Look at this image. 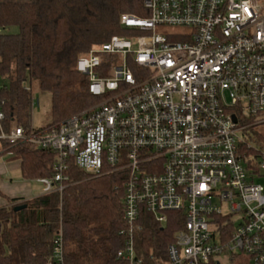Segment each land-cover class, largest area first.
I'll list each match as a JSON object with an SVG mask.
<instances>
[{
	"label": "built area",
	"instance_id": "built-area-1",
	"mask_svg": "<svg viewBox=\"0 0 264 264\" xmlns=\"http://www.w3.org/2000/svg\"><path fill=\"white\" fill-rule=\"evenodd\" d=\"M144 3L147 17H121L139 32L77 60L97 103L59 124L7 132L0 99V142L55 153L54 175L38 179L43 193L63 189L71 160L93 175L125 172L117 257L129 264L241 255L264 264V0ZM145 212L178 226L166 257L138 247ZM53 258L63 262L62 236Z\"/></svg>",
	"mask_w": 264,
	"mask_h": 264
},
{
	"label": "trees",
	"instance_id": "trees-1",
	"mask_svg": "<svg viewBox=\"0 0 264 264\" xmlns=\"http://www.w3.org/2000/svg\"><path fill=\"white\" fill-rule=\"evenodd\" d=\"M123 14L147 17L149 10L144 0H0V99L5 130L23 126L30 131L34 84L51 93L54 120L48 125L97 103L99 98L89 92L88 78L76 63L114 35L139 32L121 24ZM2 154L20 162L26 180L55 173L56 157L50 149L3 140ZM65 175L62 190L32 198L4 195L0 264H129L117 257L125 242V172L93 175L71 160ZM20 205L25 207L16 210ZM142 221L138 247L146 256L161 249L166 257L177 224L171 221L163 227L147 212ZM58 236L63 238L62 263L53 258ZM144 264H149L148 259ZM231 264H249V258L241 255Z\"/></svg>",
	"mask_w": 264,
	"mask_h": 264
},
{
	"label": "rangeland",
	"instance_id": "rangeland-1",
	"mask_svg": "<svg viewBox=\"0 0 264 264\" xmlns=\"http://www.w3.org/2000/svg\"><path fill=\"white\" fill-rule=\"evenodd\" d=\"M32 126L33 127H42L48 125L54 120L52 112V96L50 92H43L40 90L37 84H34L32 87ZM8 154L0 155V164H5L6 168L8 167L9 161H12ZM6 184L15 185L19 182H24V179L21 176L20 170L17 168L8 171L0 178ZM261 184L264 185V178L258 180ZM33 189L40 193L43 184L38 181V179L31 180ZM224 261H227V258H223Z\"/></svg>",
	"mask_w": 264,
	"mask_h": 264
},
{
	"label": "crops",
	"instance_id": "crops-1",
	"mask_svg": "<svg viewBox=\"0 0 264 264\" xmlns=\"http://www.w3.org/2000/svg\"><path fill=\"white\" fill-rule=\"evenodd\" d=\"M8 155L11 156L10 154ZM17 168L20 170V162L18 160L9 161L7 168L5 164H0V178L3 174L8 173V171H12V169L16 170ZM30 182L31 180L24 179V182H19V183H16L15 185H12V184L10 185V184L4 183L0 179V191L3 193V195H0V205L6 203V198L4 195L8 197L32 198V197L38 196L43 193L42 191L43 187L41 188L42 192L36 193L38 191L35 192Z\"/></svg>",
	"mask_w": 264,
	"mask_h": 264
},
{
	"label": "water",
	"instance_id": "water-1",
	"mask_svg": "<svg viewBox=\"0 0 264 264\" xmlns=\"http://www.w3.org/2000/svg\"><path fill=\"white\" fill-rule=\"evenodd\" d=\"M25 207V205H20V206H17L15 209L16 210H19V209H22V208H24Z\"/></svg>",
	"mask_w": 264,
	"mask_h": 264
}]
</instances>
